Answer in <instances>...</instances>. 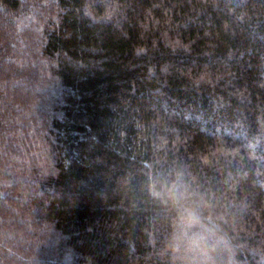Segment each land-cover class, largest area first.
I'll list each match as a JSON object with an SVG mask.
<instances>
[{
    "label": "trees",
    "instance_id": "1",
    "mask_svg": "<svg viewBox=\"0 0 264 264\" xmlns=\"http://www.w3.org/2000/svg\"><path fill=\"white\" fill-rule=\"evenodd\" d=\"M177 177L264 264V0H0V264H187Z\"/></svg>",
    "mask_w": 264,
    "mask_h": 264
},
{
    "label": "clouds",
    "instance_id": "2",
    "mask_svg": "<svg viewBox=\"0 0 264 264\" xmlns=\"http://www.w3.org/2000/svg\"><path fill=\"white\" fill-rule=\"evenodd\" d=\"M154 198L165 201L177 210L180 234L173 240L172 251H177L179 241L185 240L184 251L188 254L187 264H210L205 254L208 240L215 234L214 229L203 223L205 210L193 202V191L181 178H173L168 184L150 192ZM199 228L192 232L191 229Z\"/></svg>",
    "mask_w": 264,
    "mask_h": 264
}]
</instances>
